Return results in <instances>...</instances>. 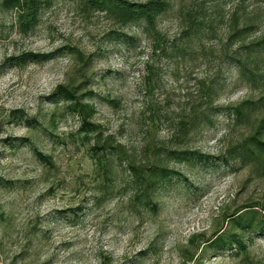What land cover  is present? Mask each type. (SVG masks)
I'll use <instances>...</instances> for the list:
<instances>
[{"label":"rangeland","instance_id":"rangeland-1","mask_svg":"<svg viewBox=\"0 0 264 264\" xmlns=\"http://www.w3.org/2000/svg\"><path fill=\"white\" fill-rule=\"evenodd\" d=\"M2 2L0 264H193L186 254L195 253L192 237L210 238L226 214L244 206L262 212L264 178L251 167L166 162L163 153L176 149L226 156L250 134L253 118L264 117L261 109L251 121L235 126L215 115L212 126L193 131L186 140L178 134V123L203 102L207 85L224 86L215 97L216 107L259 98L258 91L235 83L227 57L236 41L228 37L233 29H247L241 43L264 40V0L173 2L157 25L168 56L154 53L152 39L141 29H121L110 18L86 11L82 0H51L28 33ZM197 13L205 17L203 31L187 39L188 15ZM116 34L126 37L117 39ZM26 53L54 56L26 67L5 64ZM58 86L75 89L78 96L92 92L87 102L96 110L93 123L133 161L147 166L160 157L180 174L155 192L156 211L135 206L115 157L113 182L101 179L90 145L78 132L79 121L62 117L63 106L56 110L49 100ZM18 111L31 121L14 117ZM32 147L51 156L55 167L39 163ZM243 239L246 254L207 249L195 253V264H264V237Z\"/></svg>","mask_w":264,"mask_h":264},{"label":"trees","instance_id":"trees-1","mask_svg":"<svg viewBox=\"0 0 264 264\" xmlns=\"http://www.w3.org/2000/svg\"><path fill=\"white\" fill-rule=\"evenodd\" d=\"M175 1L177 0H146L144 3H133L128 0H82V4L89 13L102 14L110 18L121 29L129 26L141 29L144 35L152 39L153 52L168 56L166 43L158 32L157 25L159 19L169 11ZM49 2L48 0H3L2 6L17 14L20 29L22 32L28 33L36 27L41 11ZM204 25L203 14H189L184 35L187 39L196 38L203 31ZM247 31V29L232 30L228 41L231 43L236 41L233 44L236 49L228 55L227 61L235 71V83L246 85L251 91H258L259 98L244 101L237 106L216 107L215 97L224 86L220 83L215 86L207 85L203 92V102L189 111L186 120L181 119L178 123V134L181 139L186 140L193 131L199 128L212 126V118L215 115H223L229 123L241 126L243 122L251 121L258 110L264 109V40L248 44L241 43L244 41ZM123 37L126 36L116 34L117 39ZM66 51L76 54L78 59L82 57L78 51L71 48H67ZM169 51L170 53H181L183 50L171 49ZM53 56V54L49 56L26 53L7 59L5 64L11 67H26L30 64L47 62ZM152 75L153 73H151ZM76 91L67 86H58L49 100L56 106V110L59 105L63 106L62 117L72 116L79 121L78 132L90 145V155L101 179L107 184L113 182L114 173L111 166L113 157H115L123 167L122 172L128 180L131 199L135 206L156 211L157 204L153 201L155 192L172 176L180 174L171 170L160 157L147 166L138 164L128 156L126 149L116 143L112 137L104 138L100 127L93 123L96 110L87 102L94 97V94L87 92L78 96ZM105 101L110 105L117 106V102L113 100ZM13 116L27 122L31 121L22 111L13 113ZM54 121L55 113L49 119L51 124ZM252 123L250 134L240 144L231 147L226 156L213 158L203 156L198 152L174 149L166 150L163 153V159L166 162L169 160L178 163L197 160L205 165L210 164L217 167L222 165L226 168L238 165L249 166L254 173L264 178V117L253 118ZM31 151L39 163L49 168L55 167L51 156L44 155L35 147H32ZM261 211L259 212L256 206L250 205L244 206L234 213L226 214L222 224L210 238L204 239V236H200L202 240L198 245L200 237L194 236L190 239L189 244L194 247L195 253L200 251L199 255L207 249L219 253L246 254L247 245L243 239L244 235L264 237V208H261ZM1 215L2 213H0ZM200 245L203 246L202 250L199 248ZM195 253L186 252L189 255L188 263H196Z\"/></svg>","mask_w":264,"mask_h":264}]
</instances>
